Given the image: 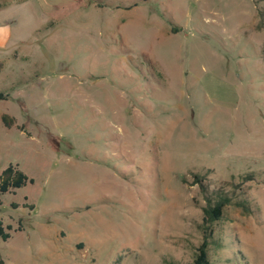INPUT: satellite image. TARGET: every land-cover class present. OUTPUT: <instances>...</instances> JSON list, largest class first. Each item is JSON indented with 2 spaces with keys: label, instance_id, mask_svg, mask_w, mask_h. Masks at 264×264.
<instances>
[{
  "label": "rangeland",
  "instance_id": "1",
  "mask_svg": "<svg viewBox=\"0 0 264 264\" xmlns=\"http://www.w3.org/2000/svg\"><path fill=\"white\" fill-rule=\"evenodd\" d=\"M262 7L0 0V175L34 180L0 196L3 263L192 264L199 172L259 209L226 208L210 264H264Z\"/></svg>",
  "mask_w": 264,
  "mask_h": 264
},
{
  "label": "trees",
  "instance_id": "2",
  "mask_svg": "<svg viewBox=\"0 0 264 264\" xmlns=\"http://www.w3.org/2000/svg\"><path fill=\"white\" fill-rule=\"evenodd\" d=\"M257 29H264V7L259 9V23ZM2 64L0 63V70ZM8 94L0 92V100H7ZM2 121L6 128H12L15 126V119L8 114L2 116ZM21 131H24L23 126L18 127ZM194 179V184H198L200 192L205 200V205L202 207L203 220H202V234L203 241L196 250L192 264H210L209 250L214 239L215 225L220 222L225 214L227 207L236 206L243 210L245 214L254 215L259 212L258 207L253 206L250 199L246 196L245 191H240L241 196H237V193L233 191H226L224 188H211L207 182L209 174L191 173ZM249 177L251 175H248ZM248 177V178H249ZM250 180V179H246ZM33 183V179L29 177L19 168L18 165H9L5 168L0 175V196L7 193H14L16 190L25 187L28 183ZM2 204L0 198V206ZM12 206L17 208L18 205L13 203ZM33 208V205L30 206ZM12 226H5L0 221V240L3 242L8 241L11 238ZM0 264H4L0 257Z\"/></svg>",
  "mask_w": 264,
  "mask_h": 264
},
{
  "label": "crops",
  "instance_id": "3",
  "mask_svg": "<svg viewBox=\"0 0 264 264\" xmlns=\"http://www.w3.org/2000/svg\"><path fill=\"white\" fill-rule=\"evenodd\" d=\"M10 35H5L4 37H0V45L5 46L9 41Z\"/></svg>",
  "mask_w": 264,
  "mask_h": 264
}]
</instances>
